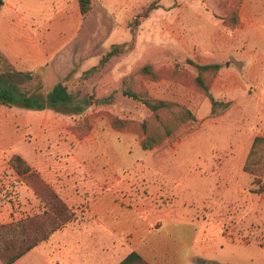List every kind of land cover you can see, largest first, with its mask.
<instances>
[{
    "label": "rangeland",
    "instance_id": "1",
    "mask_svg": "<svg viewBox=\"0 0 264 264\" xmlns=\"http://www.w3.org/2000/svg\"><path fill=\"white\" fill-rule=\"evenodd\" d=\"M32 1L43 14L38 18L51 16L54 0ZM0 2V8L11 2L27 12L17 0ZM243 2L128 0L130 7L120 10L107 0H94L93 12L70 42L74 53L67 69L73 73L59 79L77 100L89 103L82 114L67 115L75 121L73 128L112 129L126 135L131 146L141 147L146 138L144 122L148 134L159 132L161 124L146 106L124 95L127 89L185 106L196 115V121L155 149L134 148L130 162L136 165L131 171L139 168L154 184L166 181L178 194L173 191L171 196L189 204L203 241L194 251L204 252L202 259L209 264H264V193L251 192L255 177L244 171L254 139L264 137V25L255 33L245 32L240 21ZM114 47L121 48L120 53L104 61ZM190 61L222 66L210 87L212 96L227 105L218 109L219 116L212 115L210 99L196 86L198 73ZM146 65L152 66V74L139 73ZM53 83L57 80L44 85L35 78L22 87L45 95L57 85ZM107 98L110 103H100ZM160 115L176 126L172 113ZM114 119L127 122L124 129H116ZM13 125L9 114L1 112L4 136L9 138ZM1 152L10 153L0 147ZM43 210L34 191L9 167L0 178V225ZM75 214L73 223L83 217L82 211ZM57 242L74 251L75 231L56 233L16 264H76L73 255L60 262Z\"/></svg>",
    "mask_w": 264,
    "mask_h": 264
},
{
    "label": "crops",
    "instance_id": "2",
    "mask_svg": "<svg viewBox=\"0 0 264 264\" xmlns=\"http://www.w3.org/2000/svg\"><path fill=\"white\" fill-rule=\"evenodd\" d=\"M17 1L26 13L11 2L0 8V53L17 71L35 74L44 85L52 80L58 84L73 73L67 69L74 53L70 42L87 17L78 0H54L47 19L37 17L43 14L37 13L36 1ZM109 4L120 10L130 7L128 0H107ZM263 10L264 0H244L240 21L245 32L255 33L264 25ZM1 112L14 125L9 138L0 130V147L10 152L0 153V178L9 159L20 155L75 213L83 212L80 220L57 232L76 233L74 251L57 242L60 262L73 255L76 264H120L136 252L148 264H209L202 259L204 252L194 251L203 241L189 204L174 199L171 193L178 194L166 181L154 184L139 168L131 171L136 165L130 155L141 147L131 146L126 135L96 127L78 131L72 115L53 110L0 106Z\"/></svg>",
    "mask_w": 264,
    "mask_h": 264
},
{
    "label": "trees",
    "instance_id": "3",
    "mask_svg": "<svg viewBox=\"0 0 264 264\" xmlns=\"http://www.w3.org/2000/svg\"><path fill=\"white\" fill-rule=\"evenodd\" d=\"M83 17H87L93 11L92 0H78ZM121 48L114 47L107 53L104 61L108 62L118 55ZM1 54V53H0ZM190 63L197 70L195 79L196 86L206 95L212 104V115L219 116L221 107H227L223 102L217 101L210 92L211 81L221 70L220 64H196ZM141 74H152L151 65H146L139 70ZM209 75V78H207ZM37 77L30 72L17 71L9 60L0 56V106L22 107L29 110H53L65 115L82 114L85 107L89 106L86 99L77 100L68 88L61 83L57 84L51 92L44 94H30L23 89L25 81H33ZM124 95L142 103L160 122V131L148 134L147 123L141 127L146 138L141 141L144 150H153L161 145L166 139L172 137L185 124L197 120L196 115L187 107L167 101H155L147 98L144 94L131 89L124 91ZM100 103L108 104L110 99ZM170 112L174 115L176 126L166 124L161 113ZM125 121L114 119L116 129H124ZM9 167L29 186L43 204V212L35 213L25 218L14 220L0 225V262L2 264H16L24 256L36 249L42 243L51 239L58 231L63 230L71 223L76 214L74 210L60 197L56 190L48 184L41 175L35 171L20 155H13L9 159ZM244 171L255 177L252 182L251 192L264 193V137L257 136L252 144ZM120 264H148L136 252L128 255Z\"/></svg>",
    "mask_w": 264,
    "mask_h": 264
},
{
    "label": "water",
    "instance_id": "4",
    "mask_svg": "<svg viewBox=\"0 0 264 264\" xmlns=\"http://www.w3.org/2000/svg\"><path fill=\"white\" fill-rule=\"evenodd\" d=\"M2 2H0V4H1Z\"/></svg>",
    "mask_w": 264,
    "mask_h": 264
}]
</instances>
